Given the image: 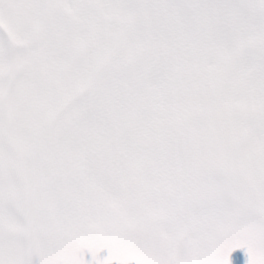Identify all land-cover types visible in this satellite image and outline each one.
Listing matches in <instances>:
<instances>
[{"label": "snow or ice", "instance_id": "snow-or-ice-1", "mask_svg": "<svg viewBox=\"0 0 264 264\" xmlns=\"http://www.w3.org/2000/svg\"><path fill=\"white\" fill-rule=\"evenodd\" d=\"M0 264H264V0H0Z\"/></svg>", "mask_w": 264, "mask_h": 264}, {"label": "rangeland", "instance_id": "rangeland-1", "mask_svg": "<svg viewBox=\"0 0 264 264\" xmlns=\"http://www.w3.org/2000/svg\"><path fill=\"white\" fill-rule=\"evenodd\" d=\"M106 255H107L106 250H105L104 252L101 253V257L106 256ZM85 258H86V259H91V255H90L89 253H86V254H85Z\"/></svg>", "mask_w": 264, "mask_h": 264}]
</instances>
